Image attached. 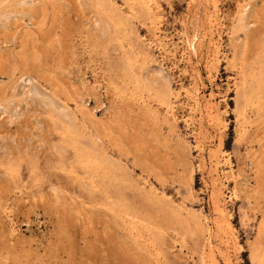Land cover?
I'll list each match as a JSON object with an SVG mask.
<instances>
[{
	"label": "rangeland",
	"instance_id": "obj_1",
	"mask_svg": "<svg viewBox=\"0 0 264 264\" xmlns=\"http://www.w3.org/2000/svg\"><path fill=\"white\" fill-rule=\"evenodd\" d=\"M263 256L264 0H0V264Z\"/></svg>",
	"mask_w": 264,
	"mask_h": 264
},
{
	"label": "bare ground",
	"instance_id": "obj_2",
	"mask_svg": "<svg viewBox=\"0 0 264 264\" xmlns=\"http://www.w3.org/2000/svg\"><path fill=\"white\" fill-rule=\"evenodd\" d=\"M195 47V46H194ZM196 51V50H195ZM161 73V72H160ZM140 83V82H139ZM198 94V93H197ZM197 97L199 98V96L197 95ZM245 99V103L242 104L241 106V113L244 114L245 110H246V107L248 106V102H247V99H246V94L244 95L243 97ZM247 102V103H246ZM202 103V102H201ZM201 105V104H200ZM260 264H264V256L260 259Z\"/></svg>",
	"mask_w": 264,
	"mask_h": 264
},
{
	"label": "trees",
	"instance_id": "obj_3",
	"mask_svg": "<svg viewBox=\"0 0 264 264\" xmlns=\"http://www.w3.org/2000/svg\"><path fill=\"white\" fill-rule=\"evenodd\" d=\"M228 143V142H227Z\"/></svg>",
	"mask_w": 264,
	"mask_h": 264
}]
</instances>
